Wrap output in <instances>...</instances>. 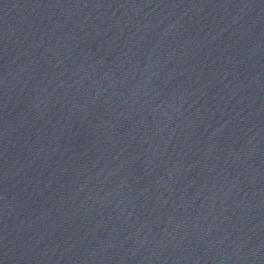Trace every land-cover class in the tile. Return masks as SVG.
I'll return each instance as SVG.
<instances>
[{
  "label": "water",
  "instance_id": "water-1",
  "mask_svg": "<svg viewBox=\"0 0 264 264\" xmlns=\"http://www.w3.org/2000/svg\"><path fill=\"white\" fill-rule=\"evenodd\" d=\"M0 264H264V0H0Z\"/></svg>",
  "mask_w": 264,
  "mask_h": 264
}]
</instances>
